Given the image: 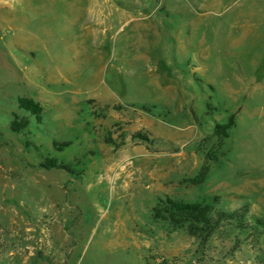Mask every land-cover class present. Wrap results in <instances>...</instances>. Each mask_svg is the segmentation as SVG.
<instances>
[{
	"label": "rangeland",
	"instance_id": "1",
	"mask_svg": "<svg viewBox=\"0 0 264 264\" xmlns=\"http://www.w3.org/2000/svg\"><path fill=\"white\" fill-rule=\"evenodd\" d=\"M0 264H264V0H0Z\"/></svg>",
	"mask_w": 264,
	"mask_h": 264
},
{
	"label": "trees",
	"instance_id": "2",
	"mask_svg": "<svg viewBox=\"0 0 264 264\" xmlns=\"http://www.w3.org/2000/svg\"><path fill=\"white\" fill-rule=\"evenodd\" d=\"M18 107L21 110L29 113L34 116L38 123H42L43 121V108L33 99L21 97L18 99ZM235 125V116L232 115L228 118V121L225 124H218L214 129V134L218 137L227 138L229 136V131ZM29 126V120L24 118L21 119L17 115H14V119L11 123V130L14 133H21ZM42 167L45 169H63L66 170L67 166L63 163H59L56 159H50L45 164H42ZM208 172V168H203V173L199 178L193 180V183H201L206 174ZM161 210L168 214L169 220L172 222H176V219L179 216H183L188 220H193L196 223L204 222L208 224V216L210 212L209 206H201L198 204H186V203H178L168 199L166 202H163L162 205H159ZM155 217L161 218L160 210H155Z\"/></svg>",
	"mask_w": 264,
	"mask_h": 264
}]
</instances>
